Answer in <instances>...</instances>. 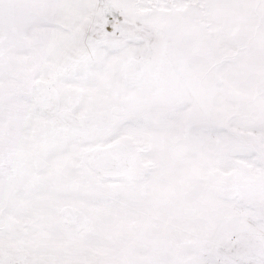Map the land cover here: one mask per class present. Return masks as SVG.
<instances>
[{"label": "snow or ice", "instance_id": "snow-or-ice-1", "mask_svg": "<svg viewBox=\"0 0 264 264\" xmlns=\"http://www.w3.org/2000/svg\"><path fill=\"white\" fill-rule=\"evenodd\" d=\"M0 264H264V0H0Z\"/></svg>", "mask_w": 264, "mask_h": 264}]
</instances>
